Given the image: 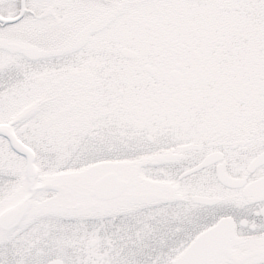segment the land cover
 <instances>
[{
  "label": "snow or ice",
  "instance_id": "snow-or-ice-1",
  "mask_svg": "<svg viewBox=\"0 0 264 264\" xmlns=\"http://www.w3.org/2000/svg\"><path fill=\"white\" fill-rule=\"evenodd\" d=\"M0 264H264V0H0Z\"/></svg>",
  "mask_w": 264,
  "mask_h": 264
}]
</instances>
